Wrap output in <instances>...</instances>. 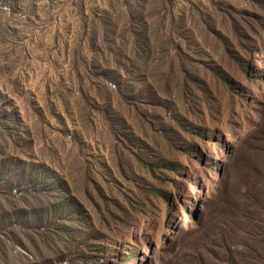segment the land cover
<instances>
[{"label":"rangeland","instance_id":"obj_1","mask_svg":"<svg viewBox=\"0 0 264 264\" xmlns=\"http://www.w3.org/2000/svg\"><path fill=\"white\" fill-rule=\"evenodd\" d=\"M0 264H264V0H0Z\"/></svg>","mask_w":264,"mask_h":264}]
</instances>
